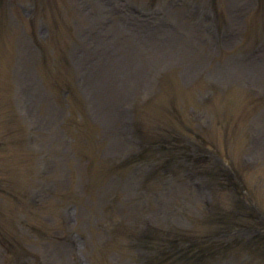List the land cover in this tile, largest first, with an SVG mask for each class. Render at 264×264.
<instances>
[{"label":"rangeland","instance_id":"1","mask_svg":"<svg viewBox=\"0 0 264 264\" xmlns=\"http://www.w3.org/2000/svg\"><path fill=\"white\" fill-rule=\"evenodd\" d=\"M117 1L10 0L0 264H264V6Z\"/></svg>","mask_w":264,"mask_h":264}]
</instances>
